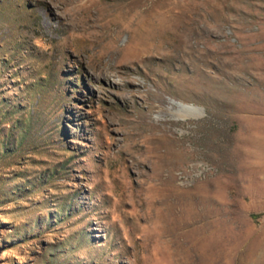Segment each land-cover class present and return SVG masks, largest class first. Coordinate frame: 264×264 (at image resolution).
<instances>
[{"label": "rangeland", "instance_id": "1", "mask_svg": "<svg viewBox=\"0 0 264 264\" xmlns=\"http://www.w3.org/2000/svg\"><path fill=\"white\" fill-rule=\"evenodd\" d=\"M0 264H264V0H0Z\"/></svg>", "mask_w": 264, "mask_h": 264}, {"label": "bare ground", "instance_id": "2", "mask_svg": "<svg viewBox=\"0 0 264 264\" xmlns=\"http://www.w3.org/2000/svg\"><path fill=\"white\" fill-rule=\"evenodd\" d=\"M183 107H184L185 111L188 112V113H189V112H190V113H191V112H193V113H194V112H195V113H196V112H200V113L202 112V109H201V108H198V107L193 106V105H187V106H183Z\"/></svg>", "mask_w": 264, "mask_h": 264}]
</instances>
